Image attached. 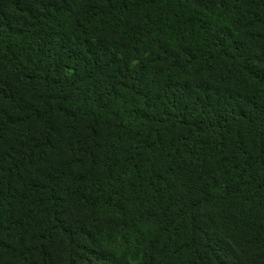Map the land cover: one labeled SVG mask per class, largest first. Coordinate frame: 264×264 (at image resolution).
I'll return each instance as SVG.
<instances>
[{"label": "trees", "instance_id": "obj_1", "mask_svg": "<svg viewBox=\"0 0 264 264\" xmlns=\"http://www.w3.org/2000/svg\"><path fill=\"white\" fill-rule=\"evenodd\" d=\"M0 264H264V0H0Z\"/></svg>", "mask_w": 264, "mask_h": 264}]
</instances>
